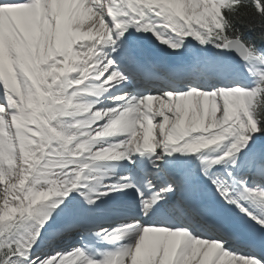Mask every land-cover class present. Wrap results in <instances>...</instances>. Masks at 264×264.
<instances>
[{"label": "snow or ice", "instance_id": "snow-or-ice-1", "mask_svg": "<svg viewBox=\"0 0 264 264\" xmlns=\"http://www.w3.org/2000/svg\"><path fill=\"white\" fill-rule=\"evenodd\" d=\"M0 175V264H264V0H0Z\"/></svg>", "mask_w": 264, "mask_h": 264}, {"label": "bare ground", "instance_id": "bare-ground-1", "mask_svg": "<svg viewBox=\"0 0 264 264\" xmlns=\"http://www.w3.org/2000/svg\"><path fill=\"white\" fill-rule=\"evenodd\" d=\"M85 23L87 24L88 21H85ZM162 45H163V44H162ZM163 48H165V45H164ZM155 50H156L157 52H159L158 49L155 48ZM169 51H171V50L169 49ZM156 131H157V130L155 129L154 132H156ZM153 134H154V133H153ZM154 135H155V134H154ZM109 171H114L116 174H120L119 167L111 168V169H109ZM113 178H114V177H113ZM7 180H8V177L6 176V177H5V183L7 182ZM3 187H4V184H3V183H0V199L3 198ZM70 194H71V193H70ZM65 199H67V197H65ZM95 221H97V219H96Z\"/></svg>", "mask_w": 264, "mask_h": 264}, {"label": "clouds", "instance_id": "clouds-1", "mask_svg": "<svg viewBox=\"0 0 264 264\" xmlns=\"http://www.w3.org/2000/svg\"><path fill=\"white\" fill-rule=\"evenodd\" d=\"M18 171L22 172L23 169H21V168L19 167V165L17 164V165H15V166L13 167V169H12V171H11V174H10V176H9V178H8V182H11V180H14V179L17 178V172H18ZM3 181H4V177H3L2 175H0V182H3Z\"/></svg>", "mask_w": 264, "mask_h": 264}]
</instances>
